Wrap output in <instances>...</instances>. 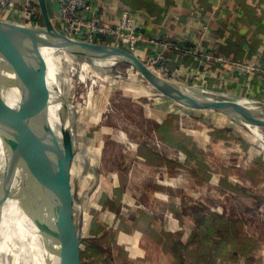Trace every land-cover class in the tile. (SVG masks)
Returning a JSON list of instances; mask_svg holds the SVG:
<instances>
[{"label":"rangeland","instance_id":"obj_1","mask_svg":"<svg viewBox=\"0 0 264 264\" xmlns=\"http://www.w3.org/2000/svg\"><path fill=\"white\" fill-rule=\"evenodd\" d=\"M39 19L41 25V16ZM85 63L83 59L64 63L65 66L57 63L60 66L57 67L58 83L78 138L72 182L77 199L83 264L88 262L83 249L86 239L93 233L92 217L97 216L107 202L103 201L104 197L100 201L96 198L102 187L107 188L113 183V175L122 182L138 184L145 192L153 189L156 182L164 186L180 184L195 202L203 196L213 199L220 193L223 196V209L218 218L220 226L208 228L211 248L221 243H226L227 248L237 244L249 264L262 263L264 130L251 131L216 112L186 110L158 96L128 66L89 62L91 66L83 67ZM173 81L190 88L205 89L191 81ZM1 91L0 87V94L9 105ZM229 95L242 97L246 94ZM157 124L168 127L169 133L157 132ZM171 134L174 139L170 138ZM256 134L262 135L263 141ZM150 202L151 198L144 193L127 203L133 204L134 208L136 204H142L144 209H154ZM101 233L100 229V235L94 234L98 244ZM185 233L191 237L190 231ZM242 244L250 251L245 252ZM212 251L210 255L206 253L201 264L221 263V250L218 249L214 259L210 257ZM154 256L152 254L151 261Z\"/></svg>","mask_w":264,"mask_h":264},{"label":"water","instance_id":"obj_2","mask_svg":"<svg viewBox=\"0 0 264 264\" xmlns=\"http://www.w3.org/2000/svg\"><path fill=\"white\" fill-rule=\"evenodd\" d=\"M37 2L41 25L0 19V59L14 73V83L20 91L17 107L9 106L0 94V136L6 160V169L0 176V221L3 205L13 195L15 173L21 170L25 175L24 211L44 241L49 239L57 245L54 264H83L72 182L78 138L59 83L55 90L49 86L46 51H54L56 68L76 59L128 66L158 96L186 110L216 112L253 129L264 130V102L190 88L155 73L123 47L69 38L57 29L48 0ZM6 83L9 81L0 77V85ZM57 91L60 95L55 104H61L60 138L50 117Z\"/></svg>","mask_w":264,"mask_h":264},{"label":"crops","instance_id":"obj_3","mask_svg":"<svg viewBox=\"0 0 264 264\" xmlns=\"http://www.w3.org/2000/svg\"><path fill=\"white\" fill-rule=\"evenodd\" d=\"M33 1L38 6L37 0ZM54 1L48 0L49 5ZM127 7L132 10L136 26L152 40L142 44L136 55L143 59L151 53L163 52L168 66L180 70L184 81H189L187 73L197 68L193 57L161 44H201L209 51L246 62L259 59L264 66V0H94L92 9L97 21L115 26ZM27 15L16 6L10 8L13 21L28 22ZM200 32L204 33L203 39L199 37ZM234 83L240 86L239 95L246 93L249 98L264 102V76L255 78L250 90L243 80ZM203 163L205 167V160ZM113 177L104 195L102 189L100 192L103 197L107 194V202L101 207L106 220L101 225L95 224L98 215L91 220L93 233L89 237L94 239V234L100 235L101 229L102 239L109 244L107 257L98 264H201L212 250L210 257L216 258L218 249L221 250L220 264H249L237 244L227 248L226 243H221L211 248L208 228L204 232L199 227L203 225L202 220L208 221L210 228L218 227L211 221L218 219L223 209L220 193L213 199L203 196L195 202L180 184L164 186L156 182L153 189L145 192L138 184L135 186V183L122 182L118 176ZM140 184L143 183L140 181ZM144 193L151 198L150 206L154 209H144L142 204L134 208L127 203ZM188 221H191L189 225ZM186 231H190L191 237ZM242 249L250 251L243 244ZM152 254L156 256L151 261ZM260 264H264V255Z\"/></svg>","mask_w":264,"mask_h":264},{"label":"built area","instance_id":"obj_4","mask_svg":"<svg viewBox=\"0 0 264 264\" xmlns=\"http://www.w3.org/2000/svg\"><path fill=\"white\" fill-rule=\"evenodd\" d=\"M93 2L94 0H55L50 7L57 29L72 39L111 44L123 47L133 54L139 51L142 44L152 42L149 36L136 26L130 8H124L119 24L109 26L96 20L92 9ZM15 6L25 16L28 14L27 18L30 17V21L22 23L39 25L40 10L33 0H0V19L11 20L10 8ZM88 14L91 15L90 18L87 17ZM199 37L203 39L204 33L200 32ZM161 45L164 48H170L193 57L197 68L196 70L192 69L193 71L190 70V73L187 74L188 77L190 76L189 81L205 87V89L199 88L201 90L214 93H217L215 91L217 90L227 95L235 94L237 92L229 88V83L243 80L244 86L249 89L255 78L264 76V66L259 59L246 62L239 58L209 51L201 44L179 46L170 42ZM142 60L152 71L166 79L170 78L169 80L172 81L183 79L180 76V70L176 71L168 66L163 52L151 53ZM88 63L86 61L83 67L91 66ZM242 97L249 98L248 94ZM247 128L251 131H258L250 127ZM243 130L245 131V129ZM256 135L263 141L262 135Z\"/></svg>","mask_w":264,"mask_h":264},{"label":"bare ground","instance_id":"obj_5","mask_svg":"<svg viewBox=\"0 0 264 264\" xmlns=\"http://www.w3.org/2000/svg\"><path fill=\"white\" fill-rule=\"evenodd\" d=\"M53 52L54 51H46L44 53L49 67L48 83L51 90H55V87L58 84V74L54 63ZM0 77L5 81H9V83L0 85L3 90V92H1L7 97L10 103L9 106L17 107L20 102V91L14 83L15 75L1 59ZM58 91L53 95L54 103L51 108L50 117L53 126L56 127L55 131L60 138L61 121L59 113L61 104H55L56 97L60 95V91ZM256 140L257 139H255V141ZM5 169V147L0 136V176ZM24 185V172L17 170L12 185L13 195L6 201L1 210L0 264H54L56 261L54 248H56L57 245L49 239L44 241L42 235L24 211ZM10 213L12 216H9Z\"/></svg>","mask_w":264,"mask_h":264},{"label":"trees","instance_id":"obj_6","mask_svg":"<svg viewBox=\"0 0 264 264\" xmlns=\"http://www.w3.org/2000/svg\"><path fill=\"white\" fill-rule=\"evenodd\" d=\"M147 57V56H146ZM145 57V58H146ZM77 61H80L81 59H76ZM240 86L239 85H236L234 82H231L229 83V88H231L232 90L236 91L238 93V88ZM166 131V133H169V130H168V127H161L159 126L158 124L156 125V131L159 132V131ZM168 130V131H167ZM172 135V134H171ZM171 139H174L173 138V135L172 137H170ZM184 149V147H181ZM187 151V150H185ZM107 187V186H106ZM104 191H105V188L102 187V193L104 195ZM99 194V196L96 198L97 201H100V198L103 197V195ZM107 196V194H105ZM104 196V200L105 201L107 199V197ZM102 203V202H101ZM104 203V202H103ZM108 209H106L105 211H107ZM101 214V215H100ZM198 215V214H197ZM99 217V218H98ZM98 217L97 219L95 220V224L96 225H101L105 220V214L103 213V210H101L99 213H98ZM211 222H213L212 224L214 226H219L220 225V219H214L212 220ZM94 224V225H95ZM202 226H199L201 228V230H204V232H206V229L211 227V224L208 222V221H204L202 220ZM85 241V240H84ZM86 244H85V247H84V251H86L87 255H88V262L87 264H98L99 262H101L102 260H105L106 258V255L108 254V250H109V244H108V241H102L101 245L98 244L96 242L95 239H92V238H87L86 239ZM210 242V241H209ZM211 243V242H210ZM180 250L182 251V247H180ZM179 252V250H177Z\"/></svg>","mask_w":264,"mask_h":264}]
</instances>
